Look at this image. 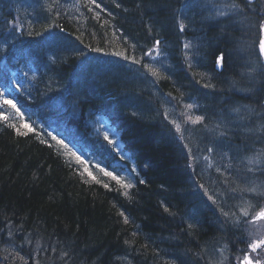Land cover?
Returning a JSON list of instances; mask_svg holds the SVG:
<instances>
[{"label": "trees", "instance_id": "16d2710c", "mask_svg": "<svg viewBox=\"0 0 264 264\" xmlns=\"http://www.w3.org/2000/svg\"><path fill=\"white\" fill-rule=\"evenodd\" d=\"M232 2L0 0V93L39 124L29 132L0 107V264H239L262 230L230 199L259 198L241 193L237 177L252 189L264 185V162L246 159L228 178L213 171V203L195 153L219 128L230 145L264 143V106L241 127L223 119L229 107L256 105L264 94V0L222 7ZM157 41L164 59L151 55ZM95 108L102 121L90 131L83 121ZM184 110L204 119L180 140L173 122ZM56 127L76 146L108 142L107 133L115 143L99 151L115 160L112 176L76 177L61 151L42 143L54 144Z\"/></svg>", "mask_w": 264, "mask_h": 264}, {"label": "rangeland", "instance_id": "374dc122", "mask_svg": "<svg viewBox=\"0 0 264 264\" xmlns=\"http://www.w3.org/2000/svg\"><path fill=\"white\" fill-rule=\"evenodd\" d=\"M184 42H186V40H184ZM159 47H160V45L159 44L157 45L155 43L154 47H152V49H151V55L155 59H159V58L164 59V56L166 54H164L165 53L164 50L162 48L159 49ZM191 52L192 51H190V48H189V50H188V48H186V58H189L191 56ZM217 67L219 68L220 66L217 65ZM234 89L238 90L236 92L240 93V94H243V92L246 91L242 88H238V87L234 86L231 89V91L233 93L235 92ZM250 92L251 91H249V93ZM6 101H9V98L0 97V103H1L3 110H9L10 113L16 112V107L13 108L12 105L9 103H6ZM261 106H264V94H263V96H261L259 102L256 105H253L250 103L249 104L243 103V104H241L240 109H235L233 107H229L228 109L225 110V113H223V119H224V121H227V122L231 123L232 125L237 124V125H239V127L244 126L247 123V121L249 122L250 119L252 120L254 118L253 117L254 113L256 115H260V111H262ZM178 108H180V107L178 106ZM179 111H180V109H179ZM183 112H184L183 115H182V113H180V115H179L180 119L176 118L174 120L175 128H176L177 124H179V126H180L179 131H177L178 136L180 137V140H182V139L186 140V138H185L186 126L189 124L193 125L192 121L187 119V117H189V116H191L193 118V115L191 113L186 112L185 110ZM262 114L264 115V112ZM259 120L264 121V117H262ZM223 123L224 122H222V125H223ZM176 130H177V128H176ZM243 130L245 131V129H242V131ZM226 133H228L227 129L219 128V130H217V132H215L214 137H216L217 139L214 143L209 144V146H208V144L206 146L200 145L201 147L199 146L200 148L198 147V149L195 151L199 171L201 172V174L206 173L207 178L210 179V180L207 179L210 182L208 186L209 187L211 186L209 192L212 191L211 196L215 199H216V196L218 193L216 191L217 187L215 185H213L215 183V181H213L215 179L213 171H216V173L219 174L220 176H225V178H228L232 173L234 175V172L236 171V168H237L236 165L239 166L240 162L247 163L246 159H253V158L257 157L258 155L260 156V158L264 157V153L262 151V143H263L262 141L254 142L253 146H250V145H244L243 146V144H242V146L241 145H237V146L231 145V148H230L229 144L227 143V140H229L230 137H228V134H226ZM243 133L244 134L248 133V130L246 132H243ZM246 146L248 148V151L244 150V147L246 148ZM209 148H212L213 151L209 152L208 151ZM206 156H209L210 160H207L205 158ZM213 176H214V178H213ZM237 178L239 179L238 181H240L239 183L242 184V187H240V186L238 187V189H240L242 191L241 193H245L247 195H257V194H261L262 192H264V185H260L258 183L254 184V188L257 189V191H248V189H252L251 186L253 184L249 185L248 184L249 182H247L245 180V177L243 175L239 174V177H237ZM237 178L236 177L233 178V182ZM220 193H222V192L220 191ZM240 195L241 196L237 199L236 196H238V195H236V193L232 194L231 199H230L231 204H234L233 206H235L236 209H238L240 211H241V209H247L251 213L254 211L256 213L257 211H259V206H264V200L257 205L259 198L255 197V200L252 199L249 201L244 196V194H240ZM259 197L264 198V195H261ZM208 201H210V200L208 199ZM220 201H221V204L223 205L224 204L223 199ZM253 206H256V207H254V210H252ZM262 222H264V220L257 221L255 223H253L252 225H253V227L256 226L259 230H262L264 232V225ZM258 237L259 238L264 237V235L262 233H260L258 235ZM257 251L259 254L262 252L260 255L262 258H264V253H263L264 250H257ZM245 253H247V252H245ZM244 254L239 255L240 256L238 258L239 262L243 259ZM248 254L250 257H254L252 255V252L248 253ZM256 255H257V253L255 254V256Z\"/></svg>", "mask_w": 264, "mask_h": 264}, {"label": "bare ground", "instance_id": "6f19581e", "mask_svg": "<svg viewBox=\"0 0 264 264\" xmlns=\"http://www.w3.org/2000/svg\"><path fill=\"white\" fill-rule=\"evenodd\" d=\"M18 78L20 80V77H18ZM19 82H22V81L20 80ZM47 99H52V98L51 97H47ZM3 112H4V115L6 117H10L11 116L10 111L5 110ZM98 113L100 114L99 108H95L94 110H90L86 114L87 115V119H85V121H83V122H85L84 124H85L86 127L92 128L93 126L99 124V122L102 121ZM13 114L15 116H17L15 112H13ZM57 128L58 127L53 129L54 131L51 132V135H48L49 140H51L54 143V144H52L53 146L50 145L48 142H46L45 139H43V138H42V143L46 144L47 146H51L53 149H55V151H57V149H59L61 151V154H62L60 156L62 162L64 164H66V165L70 164L73 168H76V169L79 170L78 172L74 171V174H75L76 177H78L80 179L82 177L84 180H86L88 182H91V183H93V182L95 183L97 181L104 182V180L106 179V176H107V175H105V171L106 170H105V167H104V162H107V165L110 168H113L116 165V162L110 156H108L107 158L103 159L102 161L100 159H102L103 156H102V158L99 157L100 159H96L97 158V150L96 149L93 150L92 148L96 145V143L100 144L102 146V144H114L115 141H112V143H108L109 140L111 141V138L108 137V142L105 141V143H98V142H95V141H93V140H91L89 138H86V139L83 140L84 144H81L80 146L70 147L72 141L65 139L64 137L61 136L60 133L56 132ZM36 129L39 130L38 128H36ZM36 135H39V134H36ZM52 136H56L58 140H63L64 143L67 144L68 147L65 148L63 145L58 144L56 142V140L52 139ZM38 138H40V137L38 136ZM102 148H103V146H102ZM103 149H105V148H103ZM76 151L77 152L78 151H88V152H90L93 155V159H95V160H91L89 162H83V161L77 159L76 155L72 154V152H76ZM101 169H104V171H101ZM89 172L92 173L91 176H89V174H88ZM93 177H95V179H93ZM126 184L129 185L128 182H126ZM97 185H100V184H97ZM124 188H125V185H124ZM127 188L128 187H126V189ZM105 189H107V188H105ZM121 191L124 192L126 190L122 189Z\"/></svg>", "mask_w": 264, "mask_h": 264}, {"label": "snow or ice", "instance_id": "6c2138e0", "mask_svg": "<svg viewBox=\"0 0 264 264\" xmlns=\"http://www.w3.org/2000/svg\"><path fill=\"white\" fill-rule=\"evenodd\" d=\"M86 2L88 4H95L96 0H86ZM97 7H99V5H97ZM222 7L229 8V9H233V8H238L239 7V4L235 3V0H233V2L231 4H223ZM218 15H224V13L223 12H218ZM184 28H185V25L181 21L180 22V29H181V31H183ZM259 30H260V32L262 34H264V21H261L259 23ZM159 43H160L159 41L156 42L157 45ZM188 47H189V45L188 44H185V48H188ZM259 48H260L261 54L264 55V35H262V37L260 39ZM135 62L139 63V61H135ZM222 62H223V53H221V55L217 56V58H216V64L218 66H222ZM145 68H148V65H145ZM151 71H152V74L153 75H156L157 74L155 69H151ZM205 86L206 87H211V85H205ZM6 103L11 104V101H6ZM12 107L15 108L16 106L13 104ZM185 107H186V109H191L193 107V105L188 104ZM17 113L22 118V115L23 114L22 113H19V109H17ZM0 118L6 119V117H0ZM187 119L188 120H191L192 123H197V122L203 121L204 117L196 116L193 119L191 116H189V117H187ZM11 126L12 127H15V125H11ZM23 127L26 128V129H28L29 132H31V131L34 130L31 127V125L28 124V123H25L23 125ZM176 128H177V131H179V129H180L179 124L176 125ZM22 134H26V133H22ZM49 135H51V133H49ZM104 138H105V140H108L107 133L105 134V137ZM52 139L53 140H56V142L58 144L63 145L65 148L68 147L67 144H65L63 140H58L56 136H52ZM109 143H112V141L109 140ZM208 151L211 152V151H213V149L212 148H209ZM72 154L75 155V153H72ZM77 159H80V158L77 157ZM262 162H264V161H261V158H260L259 155L257 157H255V158L249 160V163H262ZM101 171H104V169H101ZM88 174H89V176L92 175L91 172H89ZM105 175L112 176V173L105 171ZM112 178L113 179H117L116 177H112ZM93 179H95V177H93ZM118 182H120V181H118ZM143 182L144 181H141V183H143ZM104 187L107 188L108 185L105 184ZM125 187H131V185H125ZM201 187H203V185H201ZM248 191H257V189H255V188L248 189ZM205 195H208L207 191H205ZM208 199L209 200H212L213 203H216L215 199L212 196H208ZM241 212H242V215L244 217L249 216V212H248L247 209H241ZM120 214L122 216L124 215L123 212H121ZM222 214L224 216H226V217L229 216V213L228 212H222ZM262 220H264V206H259V211H257L254 215H252L251 220L248 221V223H255L257 221H262ZM128 222H129L128 221V218L125 217V223H128ZM248 248L251 250V252L257 253V255L254 256V257H250L248 253H245L244 256H243V259L239 262V264H264V258H261L260 254L257 252V250H264V237H260V238L254 239L250 244H248Z\"/></svg>", "mask_w": 264, "mask_h": 264}, {"label": "water", "instance_id": "95a60500", "mask_svg": "<svg viewBox=\"0 0 264 264\" xmlns=\"http://www.w3.org/2000/svg\"><path fill=\"white\" fill-rule=\"evenodd\" d=\"M263 57H264V55H263Z\"/></svg>", "mask_w": 264, "mask_h": 264}]
</instances>
